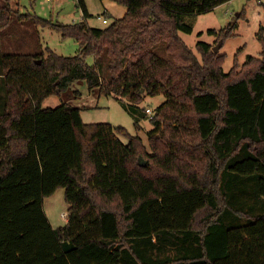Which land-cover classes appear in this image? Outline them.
Listing matches in <instances>:
<instances>
[{"label":"trees","instance_id":"16d2710c","mask_svg":"<svg viewBox=\"0 0 264 264\" xmlns=\"http://www.w3.org/2000/svg\"><path fill=\"white\" fill-rule=\"evenodd\" d=\"M78 1L84 17L63 24L0 0L11 49L0 64V264H264V212L229 207L251 177L264 201V29L260 54L224 71V54L199 40V60L178 32L192 31L184 15L229 0H114L126 12L103 28ZM13 21L37 40L50 26L78 53L13 51ZM82 80L134 103L164 93L148 147L122 126L84 123L77 106H41ZM59 187L67 221L53 228L43 199Z\"/></svg>","mask_w":264,"mask_h":264},{"label":"rangeland","instance_id":"374dc122","mask_svg":"<svg viewBox=\"0 0 264 264\" xmlns=\"http://www.w3.org/2000/svg\"><path fill=\"white\" fill-rule=\"evenodd\" d=\"M88 13L85 18L91 27L103 28L112 21L124 16L126 7L114 0H83ZM10 5L17 8L20 13L37 15L52 22L70 24L81 20L84 17L83 9L78 0H10ZM106 18L108 23H103L101 18ZM183 21L192 27L191 32L179 31L178 34L185 44L193 51L197 58L201 54L196 43L201 40L215 46L221 39L222 45L217 53L224 54L222 67L229 71L235 61L242 64L249 56H258L262 50V44L257 33L262 27L264 29V0H229L212 10L204 13H192L183 16ZM235 24V25H234ZM15 36L19 42L10 44L13 51H28L32 48L49 47L55 53L63 56H73L78 53L79 44L72 38L65 36L50 26L40 27V39L32 36H25V27L18 22L11 23ZM11 25L8 27L11 28ZM231 25V34L218 39V32ZM7 26L2 27L6 30ZM213 29L216 33H209ZM1 44V42H0ZM6 51H11L6 45H0L1 56ZM89 63L94 62L93 57H88ZM5 70H0V73ZM5 84L0 78V113L5 110L6 104ZM165 100L163 92L157 95H144L143 99L134 103L127 97L99 94L97 89H89L85 81L72 83L66 91L60 95L46 97L41 106L56 107L62 102L77 106L80 109L81 118L84 123L105 122L113 126H122L130 135H138L148 147V131L153 128L150 121L149 108L152 113ZM122 142H128V137L118 134ZM226 191V183L222 182ZM245 194L244 198H236L230 201L229 207L245 210L252 214L264 212V201L257 194L256 179H247L246 184L242 182ZM243 194V193H241ZM68 203L64 198V188H57L52 194L43 199V211L53 228L63 226L67 217L62 213L67 212Z\"/></svg>","mask_w":264,"mask_h":264},{"label":"built area","instance_id":"2783aa9c","mask_svg":"<svg viewBox=\"0 0 264 264\" xmlns=\"http://www.w3.org/2000/svg\"><path fill=\"white\" fill-rule=\"evenodd\" d=\"M50 1H57V0H50ZM98 18H101L103 23H107V22H108L107 19H106V18H102V16H98ZM146 112H147V113H150V116L153 115V113L150 111L149 108H146ZM62 216H63V217H67V212H63V213H62Z\"/></svg>","mask_w":264,"mask_h":264},{"label":"water","instance_id":"95a60500","mask_svg":"<svg viewBox=\"0 0 264 264\" xmlns=\"http://www.w3.org/2000/svg\"><path fill=\"white\" fill-rule=\"evenodd\" d=\"M221 45H222V40H220L215 46H213L212 50L214 52H218ZM38 62H40V61H38Z\"/></svg>","mask_w":264,"mask_h":264}]
</instances>
